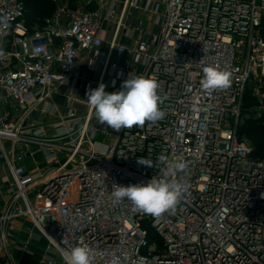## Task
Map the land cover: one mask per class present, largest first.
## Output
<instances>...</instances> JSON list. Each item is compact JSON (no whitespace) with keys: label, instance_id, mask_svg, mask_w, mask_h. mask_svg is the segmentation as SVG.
I'll return each instance as SVG.
<instances>
[{"label":"built area","instance_id":"2783aa9c","mask_svg":"<svg viewBox=\"0 0 264 264\" xmlns=\"http://www.w3.org/2000/svg\"><path fill=\"white\" fill-rule=\"evenodd\" d=\"M51 2L32 25L24 0H0V264H17L20 219L46 240L48 264L81 242L94 264H264V159L240 133L264 118V0ZM208 64L231 71L229 88L201 89ZM141 74L160 83L165 117L98 125L88 89ZM161 154L189 165L176 212L114 204L113 185L159 178Z\"/></svg>","mask_w":264,"mask_h":264},{"label":"clouds","instance_id":"9594fccd","mask_svg":"<svg viewBox=\"0 0 264 264\" xmlns=\"http://www.w3.org/2000/svg\"><path fill=\"white\" fill-rule=\"evenodd\" d=\"M202 72L200 86L207 94L225 90L231 85L232 73L227 69L208 64ZM160 87L154 78L142 74L129 75L118 91L107 92L106 85L100 83L97 88L88 89L86 95L98 122L119 132L134 126L143 127L146 123L154 125L165 117V111L159 106L162 102ZM157 161L161 166L159 178L152 177L146 184L113 185V203L127 200L134 211L153 217L174 214L189 194L190 184L186 178L189 165L183 159H170L163 154L157 157ZM137 164L154 166L153 161L144 157H140ZM94 262L95 253L86 243L81 242L67 253V264Z\"/></svg>","mask_w":264,"mask_h":264},{"label":"trees","instance_id":"16d2710c","mask_svg":"<svg viewBox=\"0 0 264 264\" xmlns=\"http://www.w3.org/2000/svg\"><path fill=\"white\" fill-rule=\"evenodd\" d=\"M27 7L28 20L32 25H41L44 20L51 16L55 5L51 0H24ZM255 99L247 97L245 103L246 108L255 106ZM241 134L246 135L252 142L254 151L253 156L259 159H264V118L256 120L251 118L241 127ZM150 236L154 237L155 232L150 229Z\"/></svg>","mask_w":264,"mask_h":264},{"label":"crops","instance_id":"0c3cea01","mask_svg":"<svg viewBox=\"0 0 264 264\" xmlns=\"http://www.w3.org/2000/svg\"><path fill=\"white\" fill-rule=\"evenodd\" d=\"M38 121L46 122L47 119L45 116L39 115ZM0 198H2L1 195ZM41 240L42 238L39 237L37 232L32 230V223L29 220H17L10 237V248L14 262L17 264H48L43 263L41 261L42 258L39 256L42 248ZM27 242H29V249L24 248ZM48 257L51 258L53 256Z\"/></svg>","mask_w":264,"mask_h":264},{"label":"rangeland","instance_id":"374dc122","mask_svg":"<svg viewBox=\"0 0 264 264\" xmlns=\"http://www.w3.org/2000/svg\"><path fill=\"white\" fill-rule=\"evenodd\" d=\"M133 41V40H132ZM245 112L246 113H251V109L249 108L248 110H245ZM98 125H100V123L98 122L97 123ZM98 138L99 139H101L102 138V135L101 134H99L98 135ZM35 159V160H37V159H40V158H42V152H39L38 154H36L34 157L32 156V159ZM42 243H41V245H42V248H41V252H39L40 254H39V256L41 257V258H43V255L45 254V250H47L46 248H47V243H46V240L44 239V238H42Z\"/></svg>","mask_w":264,"mask_h":264}]
</instances>
